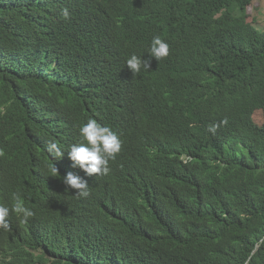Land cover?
<instances>
[{
    "label": "trees",
    "instance_id": "obj_1",
    "mask_svg": "<svg viewBox=\"0 0 264 264\" xmlns=\"http://www.w3.org/2000/svg\"><path fill=\"white\" fill-rule=\"evenodd\" d=\"M79 1L95 19L84 46L56 29L57 0H0V204L11 208L19 193L26 194V207L56 208L36 185V160L50 165L38 138L66 129L83 111L77 100L95 97L89 65L92 73L109 61L125 64L159 36L186 65L171 87L181 105L171 109L149 93L151 107L166 119L129 141L136 160L129 172L95 184L100 205L122 212L109 199L121 187L125 201L119 221L106 215L107 231L97 244L57 236L48 221L33 233L13 213L2 242L15 262L264 264V28L247 21L257 0ZM54 43L66 46L59 53ZM113 105L108 92L101 100L105 116ZM195 120L220 127L198 140L190 129ZM186 145L191 161L184 160ZM139 191L149 196L141 205Z\"/></svg>",
    "mask_w": 264,
    "mask_h": 264
},
{
    "label": "clouds",
    "instance_id": "obj_2",
    "mask_svg": "<svg viewBox=\"0 0 264 264\" xmlns=\"http://www.w3.org/2000/svg\"><path fill=\"white\" fill-rule=\"evenodd\" d=\"M54 9L56 29L66 30L72 41L84 46L95 23L89 5L79 0H57ZM58 12L60 17H57ZM108 36H111L110 30L97 37L94 47L101 38ZM54 44L59 53L66 46ZM185 66L170 50L168 42L157 36L146 54L140 57L133 55L125 64L109 61L99 64L92 73H89L90 65L87 67L95 97L89 101L77 100L78 107L83 111L66 129L38 138L47 152L50 165L36 160L34 175L39 176L36 185L45 191L44 199L55 203L56 208L51 212L42 202L26 207V194L22 198L19 193L12 195L11 208L0 204V264H17L13 250H7L2 242L5 232L12 230L8 218L13 213L20 223H31L33 233L48 221L57 236L74 234L79 238L96 239V244L106 234V215L119 221L125 202L124 191L121 193L123 187L109 198L121 207L122 212H119L100 205L94 199L95 184L101 182L105 186L111 174L129 172L128 168L136 161H131L134 153L128 146L129 141L144 138L147 131L158 127L166 119L151 107L155 102L150 100L149 93L171 109L181 105L180 98L171 87L175 82V72ZM145 79L149 82L148 90ZM108 92L114 98V105L105 116L101 100ZM206 117L216 120L212 116ZM223 124H227V119ZM219 127V123L209 127L203 120L190 124L198 140L208 131L215 134ZM184 148V160L191 161V147L186 145ZM3 156L5 152L0 144V157ZM142 188L145 189V183L141 184ZM139 196V205L149 198L140 191ZM136 207L130 213H135ZM50 212V217L45 218ZM132 223H136L135 217Z\"/></svg>",
    "mask_w": 264,
    "mask_h": 264
},
{
    "label": "rangeland",
    "instance_id": "obj_3",
    "mask_svg": "<svg viewBox=\"0 0 264 264\" xmlns=\"http://www.w3.org/2000/svg\"><path fill=\"white\" fill-rule=\"evenodd\" d=\"M247 21L253 22L254 26L258 29L264 28V0H257L247 8ZM253 119L257 124L263 121L260 111H255Z\"/></svg>",
    "mask_w": 264,
    "mask_h": 264
}]
</instances>
